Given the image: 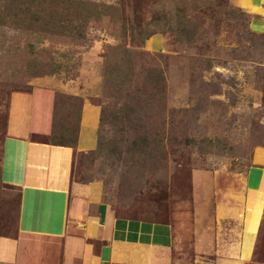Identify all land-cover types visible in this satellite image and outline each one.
Here are the masks:
<instances>
[{"label": "rangeland", "instance_id": "obj_1", "mask_svg": "<svg viewBox=\"0 0 264 264\" xmlns=\"http://www.w3.org/2000/svg\"><path fill=\"white\" fill-rule=\"evenodd\" d=\"M255 3L0 0V244L21 237L22 194L3 174L19 92L36 90L40 142L77 146L84 107L96 112L72 176L119 217L190 221L198 178L243 197L246 176L264 170V1ZM248 202L260 218L264 191Z\"/></svg>", "mask_w": 264, "mask_h": 264}, {"label": "crops", "instance_id": "obj_2", "mask_svg": "<svg viewBox=\"0 0 264 264\" xmlns=\"http://www.w3.org/2000/svg\"><path fill=\"white\" fill-rule=\"evenodd\" d=\"M35 102L36 90L13 94L9 104L3 174L22 194L21 237L1 242V263L264 264L258 250L264 213L258 218L248 202L251 192L264 191V170L248 174L246 192L235 199L209 191L207 179L198 178L193 217L183 216L177 226L119 217L97 186L72 176L83 130L98 127L96 112L87 116L84 107L76 147L52 145L34 138L41 131ZM257 175L261 181L252 186Z\"/></svg>", "mask_w": 264, "mask_h": 264}, {"label": "trees", "instance_id": "obj_3", "mask_svg": "<svg viewBox=\"0 0 264 264\" xmlns=\"http://www.w3.org/2000/svg\"><path fill=\"white\" fill-rule=\"evenodd\" d=\"M57 145V144H56ZM59 145V144H58ZM59 146H65V145H59ZM67 147H76V145H73V146H68Z\"/></svg>", "mask_w": 264, "mask_h": 264}]
</instances>
